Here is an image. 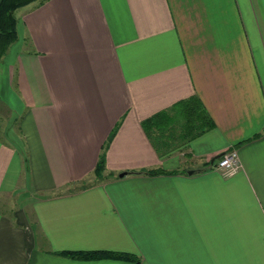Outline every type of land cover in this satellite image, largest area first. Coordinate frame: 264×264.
Wrapping results in <instances>:
<instances>
[{
  "label": "crops",
  "instance_id": "obj_1",
  "mask_svg": "<svg viewBox=\"0 0 264 264\" xmlns=\"http://www.w3.org/2000/svg\"><path fill=\"white\" fill-rule=\"evenodd\" d=\"M15 17L0 264H264V0H42ZM193 95L213 127L161 156L142 120ZM232 149L225 175L212 159Z\"/></svg>",
  "mask_w": 264,
  "mask_h": 264
},
{
  "label": "trees",
  "instance_id": "obj_2",
  "mask_svg": "<svg viewBox=\"0 0 264 264\" xmlns=\"http://www.w3.org/2000/svg\"><path fill=\"white\" fill-rule=\"evenodd\" d=\"M42 0H0V59L11 43L17 39L15 10L32 2ZM141 126L153 147L161 156L169 151L173 137L188 140L202 134L213 127V122L205 111L201 101L195 95L176 102L168 109L161 110L142 120ZM116 127L109 135L108 141L114 134ZM106 145V144H105ZM105 145L96 162L94 174L102 176L105 168ZM216 160V159H215ZM132 173L157 174L164 172L161 169L131 171ZM60 254L73 258L93 259L112 257L135 260L134 256L122 252L108 251H64Z\"/></svg>",
  "mask_w": 264,
  "mask_h": 264
},
{
  "label": "built area",
  "instance_id": "obj_3",
  "mask_svg": "<svg viewBox=\"0 0 264 264\" xmlns=\"http://www.w3.org/2000/svg\"><path fill=\"white\" fill-rule=\"evenodd\" d=\"M214 168L225 175L233 174L239 167L237 151L232 149L223 152L214 162Z\"/></svg>",
  "mask_w": 264,
  "mask_h": 264
},
{
  "label": "rangeland",
  "instance_id": "obj_4",
  "mask_svg": "<svg viewBox=\"0 0 264 264\" xmlns=\"http://www.w3.org/2000/svg\"><path fill=\"white\" fill-rule=\"evenodd\" d=\"M30 4V3H29ZM15 14V12H14ZM4 122H5V119L3 117L0 116V131L2 130L3 126H4ZM1 135V133H0ZM181 141L177 142V143H180ZM181 144V143H180ZM178 145L177 148L173 151V152H178V151H181L182 150V146H184L183 144L182 145ZM87 183H89L88 181H86ZM85 182V183H86Z\"/></svg>",
  "mask_w": 264,
  "mask_h": 264
},
{
  "label": "water",
  "instance_id": "obj_5",
  "mask_svg": "<svg viewBox=\"0 0 264 264\" xmlns=\"http://www.w3.org/2000/svg\"><path fill=\"white\" fill-rule=\"evenodd\" d=\"M220 155H217L215 158L212 159V161H214L215 159H217ZM124 173H120L119 176H123Z\"/></svg>",
  "mask_w": 264,
  "mask_h": 264
}]
</instances>
